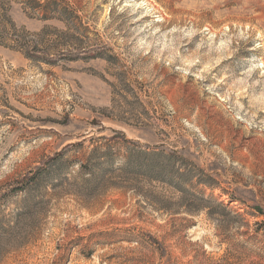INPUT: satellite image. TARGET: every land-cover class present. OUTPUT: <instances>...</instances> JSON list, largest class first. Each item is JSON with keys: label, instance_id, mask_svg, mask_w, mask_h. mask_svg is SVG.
Instances as JSON below:
<instances>
[{"label": "rangeland", "instance_id": "obj_1", "mask_svg": "<svg viewBox=\"0 0 264 264\" xmlns=\"http://www.w3.org/2000/svg\"><path fill=\"white\" fill-rule=\"evenodd\" d=\"M0 264H264V0H0Z\"/></svg>", "mask_w": 264, "mask_h": 264}, {"label": "trees", "instance_id": "obj_2", "mask_svg": "<svg viewBox=\"0 0 264 264\" xmlns=\"http://www.w3.org/2000/svg\"><path fill=\"white\" fill-rule=\"evenodd\" d=\"M26 56H28L27 53H26ZM60 155L61 154H58L57 156H60ZM36 178H38L37 175H32V176L29 177V181L28 182H35Z\"/></svg>", "mask_w": 264, "mask_h": 264}]
</instances>
